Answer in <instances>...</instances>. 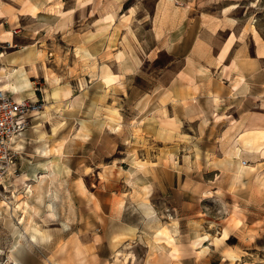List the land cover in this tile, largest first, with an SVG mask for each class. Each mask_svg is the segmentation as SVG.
I'll list each match as a JSON object with an SVG mask.
<instances>
[{
	"label": "rangeland",
	"instance_id": "374dc122",
	"mask_svg": "<svg viewBox=\"0 0 264 264\" xmlns=\"http://www.w3.org/2000/svg\"><path fill=\"white\" fill-rule=\"evenodd\" d=\"M125 1L127 16L110 6L104 30L94 18L77 40L0 45L31 57L15 98L37 108L0 187V264H264V141L248 147L238 117L211 103L190 124L178 107L182 123L172 118L160 84L170 57L149 52L157 0ZM243 3L264 36V0ZM136 56L137 75H121Z\"/></svg>",
	"mask_w": 264,
	"mask_h": 264
},
{
	"label": "crops",
	"instance_id": "0c3cea01",
	"mask_svg": "<svg viewBox=\"0 0 264 264\" xmlns=\"http://www.w3.org/2000/svg\"><path fill=\"white\" fill-rule=\"evenodd\" d=\"M201 2L157 0L149 18L152 37L149 52L170 57L160 80L165 89L167 112L182 123L184 117L177 114L178 107L190 124L191 118L200 111L205 112L204 105L211 103L212 109L217 105L222 111L233 112L246 127L264 126V36L246 15L248 8L240 12L243 0H217L208 6L204 4L208 0L203 1L202 6ZM79 3V0H0V44L9 43L11 48L32 47L41 44L50 32L54 34L47 39L61 40L71 36L77 40L79 34L75 28L84 24L93 27L94 18L98 23L93 28L104 30L110 23L105 18L110 6L119 7L118 20L122 12L127 16L132 10L130 6L125 7V0H102L96 4L95 0H87L84 6ZM139 25L142 29L143 23L138 22ZM94 29H91L92 34ZM14 30L18 33L14 34ZM85 34V40L89 41L86 46L90 47L94 40H89ZM104 38L103 34L102 42ZM107 43L103 44V52ZM24 54L14 49L3 57L5 64L17 67L15 77L20 79L31 67V57ZM97 57L101 69L102 56ZM139 57L128 58L126 64H122L124 60L121 65L117 64L120 74L124 77L137 75ZM93 61L94 55H91L92 65ZM126 67L127 72L123 73ZM33 77L29 76V79ZM100 81L104 84L103 79ZM17 84L19 91L28 87L20 81ZM240 111L242 116L237 115ZM65 149L66 144L63 153ZM78 195L81 196L71 192V200Z\"/></svg>",
	"mask_w": 264,
	"mask_h": 264
},
{
	"label": "built area",
	"instance_id": "2783aa9c",
	"mask_svg": "<svg viewBox=\"0 0 264 264\" xmlns=\"http://www.w3.org/2000/svg\"><path fill=\"white\" fill-rule=\"evenodd\" d=\"M17 33L14 30V34ZM6 46L11 47L9 43ZM15 96L0 90V187L5 183L14 163L13 140L29 128V117L37 109L28 100H19Z\"/></svg>",
	"mask_w": 264,
	"mask_h": 264
},
{
	"label": "bare ground",
	"instance_id": "6f19581e",
	"mask_svg": "<svg viewBox=\"0 0 264 264\" xmlns=\"http://www.w3.org/2000/svg\"><path fill=\"white\" fill-rule=\"evenodd\" d=\"M2 44H6V43H2ZM5 56V52H3V55H1L0 52V59L3 58ZM4 73V75H0V90L3 92H14V94L18 95L19 93V89H18V84L16 83H12L10 82V78L16 73L14 71V73H12V71H10L8 68L6 67H2V69L0 70V73ZM1 73V74H2ZM112 77L110 75L105 77V81L107 83H109L112 79ZM20 82H22L23 84L27 85L28 80L27 78L24 76L23 78L20 79ZM241 127L245 128V134H247V136H249L248 138L244 139V142L246 143V145L248 147L254 148V145L259 142V141H264V127L263 128H249L246 127L244 125V123H241ZM19 138V137H18ZM18 138H15L13 140V149H15L16 147L20 146ZM242 151L239 150L238 155L241 154ZM264 153V152H263ZM26 184V182H25ZM26 188L28 189V191L30 193H32L33 191V185L30 184V182L28 184L25 185ZM23 205H25V211H27V209L30 207L29 203L26 201L23 203ZM24 211V212H25ZM50 217H53L54 215L52 213L49 214ZM33 233H32V238L36 239V237L38 235H42V237H44L42 231L38 228V227H34L33 229Z\"/></svg>",
	"mask_w": 264,
	"mask_h": 264
}]
</instances>
